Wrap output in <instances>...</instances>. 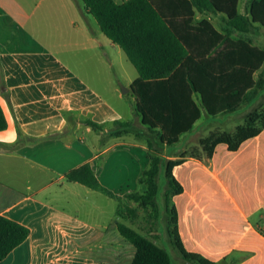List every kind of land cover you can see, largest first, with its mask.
I'll return each instance as SVG.
<instances>
[{"label": "crops", "instance_id": "1", "mask_svg": "<svg viewBox=\"0 0 264 264\" xmlns=\"http://www.w3.org/2000/svg\"><path fill=\"white\" fill-rule=\"evenodd\" d=\"M250 1L240 0L241 13ZM214 17L222 20L195 16ZM138 77L82 0H0V105L8 124L0 132V216L30 231L0 264L132 263L136 250L118 231L119 207L109 210L99 204L104 194L66 176L89 164L122 203L139 192L125 186L133 182L134 190L139 182L129 170L141 155L149 166L147 145L133 134L109 132L116 121L140 126L132 108L133 120L126 119L120 87L136 102L131 86ZM252 107L236 115L243 124ZM88 121L103 130L96 132ZM195 126L183 152L201 150L206 137L193 135ZM165 153L176 156L167 148ZM202 158H190L202 165L193 169L198 172L175 176L184 189L172 199L182 245L214 264H264V130L235 153L219 145L210 159Z\"/></svg>", "mask_w": 264, "mask_h": 264}, {"label": "trees", "instance_id": "2", "mask_svg": "<svg viewBox=\"0 0 264 264\" xmlns=\"http://www.w3.org/2000/svg\"><path fill=\"white\" fill-rule=\"evenodd\" d=\"M82 1L104 35L120 46L139 75L131 89L140 126L116 121L109 131L114 137L133 134L148 149L150 163L139 180L145 192L127 194L125 199L149 210L157 223L166 219L171 243L185 261L214 264L188 252L181 243L172 199L184 191L174 170L185 162L186 155L168 159L165 150L177 146L181 136L192 132L202 118L200 107L208 116L219 117L236 113L241 107H256L264 98V49L250 39L264 29V0H251L244 14L239 11L240 0ZM197 13L220 15L221 29L208 19L197 21ZM87 124L96 132L103 130L92 121ZM7 126L0 105V132ZM263 130L264 105L254 108L234 132H213L202 139L201 150L193 151L190 157L200 159L198 153L210 159L219 145L235 153ZM18 145L16 142L13 146ZM66 177L122 203L120 196L101 185L89 164ZM123 209L120 205V215ZM118 231L136 250L131 264H172L170 253L147 235L122 222ZM29 234L25 226L0 216V262Z\"/></svg>", "mask_w": 264, "mask_h": 264}, {"label": "rangeland", "instance_id": "3", "mask_svg": "<svg viewBox=\"0 0 264 264\" xmlns=\"http://www.w3.org/2000/svg\"><path fill=\"white\" fill-rule=\"evenodd\" d=\"M218 29H221V21L220 18L214 17L211 21ZM260 36V37H259ZM252 35L250 36V39L253 43V45L260 47L264 49V32H262V35ZM235 38H239L237 36H234ZM125 56V55H124ZM135 70V69H134ZM122 85V84H121ZM124 87V85H122ZM121 87V86H120ZM132 95L131 94H125L124 100H123V112L128 120H133L132 114L129 110V108H132V112L134 115V104ZM132 103V104H131ZM264 105V98L260 99L256 107H252L246 112V116L254 111V108H262ZM245 107H241L236 113L223 115L219 117H210L208 116L206 110L202 108V119L200 122H198L195 126V131L193 132V135H196L197 133H200L201 136L207 137L213 132H222L227 131L232 133L235 130L236 125H240L242 123V116L236 117L239 113H241ZM261 111V110H260ZM245 121V119H244ZM243 124V123H242ZM210 133V134H209ZM199 137H196V140ZM192 139V135H184L180 138L179 144L177 146L168 147L167 152L169 154L175 155L174 157H179L182 154L186 155V158H189V163L187 164V167H183L181 169H176L175 176H178L179 178H182V176H192L194 173L198 172V170H193L195 168H201L202 165H195L190 160V154L194 152L199 151L198 147H190L188 151L183 152L184 148L186 147V143L189 142V140ZM196 140L192 142L193 145H196ZM200 158H204L203 154L196 153ZM202 158V159H203ZM148 157H142L140 156V159H137L136 164L132 169L129 170V176H137L139 175L141 177L143 171L147 169L148 167ZM124 168L127 169V166H124ZM190 170H193L192 173L188 172ZM200 171V170H199ZM103 176V174H101ZM200 176V175H198ZM139 177V178H140ZM132 181V180H131ZM129 183L127 186H125V189L128 191V187H130L131 191H139L140 193L145 192V186L140 184L139 182L136 183V186L133 190V182L130 183V181H127L126 184ZM163 186V183H161V186ZM102 203L108 209L112 207H119L120 205L124 207L121 217H122V223L125 225L136 229L137 231L141 232L142 234H145L148 236L149 239H151L153 242H155L157 245L164 247L171 255L172 258V264H192L185 261L182 256L179 254V252L176 250V248L171 243L170 237L167 233V224L166 219L164 218L163 221H160L157 223V221L154 220V218L149 215V210H144L139 206V204L130 203L128 201L119 203L117 201H113L110 198L101 195V202L99 200V204ZM126 206H129V209H125ZM210 206L208 207V209ZM210 213L213 215L214 209L209 210ZM214 213H217L216 211ZM218 214V213H217ZM218 219V217H216ZM156 232L160 233V235H156ZM130 244V243H128ZM131 246V244H130ZM132 247V246H131ZM133 248V247H132Z\"/></svg>", "mask_w": 264, "mask_h": 264}, {"label": "water", "instance_id": "4", "mask_svg": "<svg viewBox=\"0 0 264 264\" xmlns=\"http://www.w3.org/2000/svg\"><path fill=\"white\" fill-rule=\"evenodd\" d=\"M121 90H122V93L123 94H127L129 91L126 89V88H124L123 86H121Z\"/></svg>", "mask_w": 264, "mask_h": 264}]
</instances>
